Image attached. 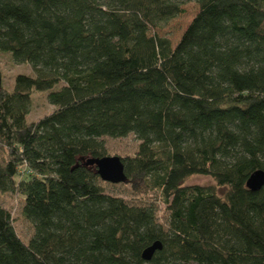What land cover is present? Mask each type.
<instances>
[{"label":"trees","instance_id":"obj_1","mask_svg":"<svg viewBox=\"0 0 264 264\" xmlns=\"http://www.w3.org/2000/svg\"><path fill=\"white\" fill-rule=\"evenodd\" d=\"M190 1L176 42L159 35ZM0 51L32 71L0 82V192L32 226L0 204V264H264V183L246 186L264 171V0H0ZM44 90L53 109L27 120ZM130 133L111 192L86 159Z\"/></svg>","mask_w":264,"mask_h":264},{"label":"rangeland","instance_id":"obj_2","mask_svg":"<svg viewBox=\"0 0 264 264\" xmlns=\"http://www.w3.org/2000/svg\"><path fill=\"white\" fill-rule=\"evenodd\" d=\"M183 7L184 10L182 13L162 24L156 30L159 35L168 37L173 43L179 38L186 24L197 10V4L193 1L186 2ZM19 72L32 73L27 63H15L10 59L8 53L0 51V82L7 87H11L14 75ZM46 92L47 90L34 91L32 93L33 100L30 111L26 116L27 120L37 119L53 109V105L48 103L45 98L44 93ZM137 143V139L131 133L121 138H105L106 152L109 155L119 156L132 154L136 149ZM186 183L213 184V181L209 176L192 175L187 179ZM105 187L111 192L125 193V187L123 185L108 182L105 184ZM0 204L10 210L17 234L26 240L31 234L32 226L21 213L22 196L16 192H0ZM162 216V210H159L158 217L162 218Z\"/></svg>","mask_w":264,"mask_h":264},{"label":"water","instance_id":"obj_3","mask_svg":"<svg viewBox=\"0 0 264 264\" xmlns=\"http://www.w3.org/2000/svg\"><path fill=\"white\" fill-rule=\"evenodd\" d=\"M86 163L93 164L96 172L103 181L118 183L125 180L124 164L118 155H104L101 157H88ZM264 183V171L256 169L246 179V186L251 190L260 188ZM161 248L159 241H154L142 250V257L150 258L156 249Z\"/></svg>","mask_w":264,"mask_h":264}]
</instances>
